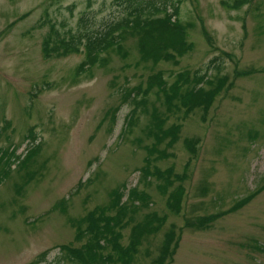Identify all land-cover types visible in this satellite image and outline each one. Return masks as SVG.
Here are the masks:
<instances>
[{
    "label": "rangeland",
    "instance_id": "obj_1",
    "mask_svg": "<svg viewBox=\"0 0 264 264\" xmlns=\"http://www.w3.org/2000/svg\"><path fill=\"white\" fill-rule=\"evenodd\" d=\"M49 1L0 0V264H29L44 252L41 264H81L58 261L60 247L92 242L89 232L76 239L78 222L109 205L113 191L122 192L125 202L132 189L151 201L120 219V245L127 247L132 229L151 214L165 222L143 236L131 264H154L172 227L177 249L169 264H264V0L238 11L224 8V0H183L179 21L192 49L177 64L143 60L140 39L133 37L80 77L75 74L84 48L45 58V38L53 29L65 37L104 30L128 15L130 1L144 8L146 0ZM209 68L217 84L226 79L210 102L170 111L163 96L142 94L137 102L146 99L147 109L127 124L137 105L125 102L127 92L146 89L158 72L172 84L180 74L194 78ZM155 110L168 118L165 128L179 127L172 147L169 139L160 145L171 157L158 161L155 154L150 164L151 170L173 167L186 176L179 182L186 190L179 212L160 189L163 181L142 172L146 146L154 143L149 133ZM246 199L209 227L193 226ZM87 228L86 222L80 230ZM100 242L99 254L114 259L108 264H123L115 261L112 241Z\"/></svg>",
    "mask_w": 264,
    "mask_h": 264
},
{
    "label": "trees",
    "instance_id": "obj_2",
    "mask_svg": "<svg viewBox=\"0 0 264 264\" xmlns=\"http://www.w3.org/2000/svg\"><path fill=\"white\" fill-rule=\"evenodd\" d=\"M58 3V0H50L49 3ZM183 0H146L144 8L132 4L129 6L131 11L121 21L107 25L104 30L86 35H71L69 37L62 36L58 31L52 32L45 38L43 42V54L46 58L66 57L74 53H81L82 48L85 50V59L78 65L76 69V77L87 73L88 70L100 66L104 63L102 56L113 50L121 51L124 43L128 38L139 37L141 43V52L143 60L152 61L154 65H158L161 61L178 63L177 58L186 54L192 49V43L187 40V28L179 20L180 5ZM254 0H233L222 1L224 8L232 11H238L249 6ZM169 10H172L169 13ZM176 18V22L173 21ZM210 68L206 73H196L194 78H190L187 74H180L176 82L169 84L165 80L162 72L152 75L147 81V88L142 87L131 90L126 93V100L129 99L137 105H133L134 111L130 116L127 124L133 126V121L138 119V115L145 113L147 102H137L140 95L144 98L151 92H156L159 97L165 98V104L170 111L184 108H194L210 102L213 97L221 93L225 88L226 79L218 80L210 78ZM208 87V88H205ZM152 128L150 135L154 138L151 146H146L148 158L146 166L142 169L145 178L155 176L163 181L160 189L163 193L168 194V203L174 212L180 210L181 202L185 198L186 190L179 183L184 181L185 175L175 174L174 168L170 167L164 171L159 168L151 170V161L155 154H158V161L167 160L172 154H167L166 149H161L160 145L169 139L167 147H172L178 140L177 133L179 127L165 128L168 118H165L158 110L151 114ZM187 147L192 154H195L196 148L194 142L187 140ZM38 152V147H34L25 156V161ZM20 158V157H18ZM171 189L173 190L171 192ZM122 192L113 191L112 200L109 205L97 208L89 213L84 219L78 222V235L76 239H82L86 234L91 233L92 242L82 248H70L63 245L60 247L63 254L58 261H64L65 258L77 260L81 264H108L110 260H114L110 255L101 256L98 250L103 249L101 240L112 241L113 247L117 252L118 258L115 261L123 264H131L134 254L137 252V246L146 234L157 232L160 226L165 222L156 214H151L147 220L135 226L131 231V243L127 247H122L119 243V237L122 235L116 229L117 226H123L121 218L128 215L132 210L136 212L138 208H146L150 204L148 194L141 193L137 189H132L125 202H122ZM249 199L238 203L235 207L224 214H213L206 218H199L198 223L193 225L197 229H205L209 227L216 219L223 215L233 213L243 207ZM132 204V206L128 205ZM117 209L116 215H109V212ZM133 220V218H130ZM88 224L86 231L80 230L84 223ZM105 248V246H104ZM177 249V234L175 227L165 235L164 243L161 248L159 257L154 264H169ZM44 252L39 258L29 264H41L47 261V254ZM169 261V262H168ZM61 263V262H60Z\"/></svg>",
    "mask_w": 264,
    "mask_h": 264
},
{
    "label": "bare ground",
    "instance_id": "obj_3",
    "mask_svg": "<svg viewBox=\"0 0 264 264\" xmlns=\"http://www.w3.org/2000/svg\"><path fill=\"white\" fill-rule=\"evenodd\" d=\"M153 144V143H152ZM36 147H38L39 148V144L38 145H36Z\"/></svg>",
    "mask_w": 264,
    "mask_h": 264
}]
</instances>
